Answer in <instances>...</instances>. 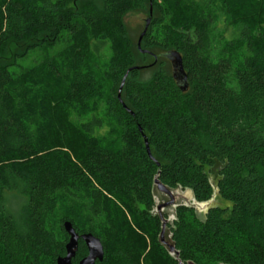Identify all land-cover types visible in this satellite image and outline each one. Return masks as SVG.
<instances>
[{
	"label": "trees",
	"instance_id": "1",
	"mask_svg": "<svg viewBox=\"0 0 264 264\" xmlns=\"http://www.w3.org/2000/svg\"><path fill=\"white\" fill-rule=\"evenodd\" d=\"M76 1L0 0V264H55L65 221L100 240L97 264H264V0H86L91 12L67 11ZM150 7L142 54L123 19ZM169 51L182 57L185 92L163 70ZM32 52L42 60L22 67ZM100 103L104 136L73 118ZM156 175L196 202L215 184L226 203L204 222L176 207L178 260L158 241ZM86 253L79 241L72 264Z\"/></svg>",
	"mask_w": 264,
	"mask_h": 264
},
{
	"label": "water",
	"instance_id": "2",
	"mask_svg": "<svg viewBox=\"0 0 264 264\" xmlns=\"http://www.w3.org/2000/svg\"><path fill=\"white\" fill-rule=\"evenodd\" d=\"M151 19H152V8L150 7L149 15L144 20L143 30L140 33V35L138 37V41H137V48L142 54L149 53L148 51L141 49V41L147 33L148 27L151 23ZM163 56L169 61L170 65H171L172 77L175 80L178 89L181 92L187 91L189 85H188L187 74H186L184 67H183V61H182L181 55L177 51H169V52L163 54ZM153 57H154V63H156L157 57L156 56H153ZM138 69H139V67H132L126 71V73H125V75L121 81V84H120V87L118 90V94H117V97L119 100H120L121 89L124 85L126 77L128 76V74L131 71L138 70ZM123 107L130 114H132V112H130L125 107L124 104H123ZM138 129H139V132L141 133L147 156L152 161H155V159L153 158V156L151 154L148 139H147L146 135L143 133V131L140 127H138ZM157 177H158V175L155 176L154 181H153V186H152L153 198H154V191L155 190L167 195L170 198L169 202L158 205L156 208L154 207V210H153V214H158L162 220L161 230H160V233L158 236L159 237L158 241L160 242L161 245H163L165 247V249L168 251V253L170 254V256L172 258H174L175 260H178V252L175 250V247L171 241V234H170V231L167 227L168 224H172V222L176 219V216H175L176 207L184 205V206H187L190 208H194L197 218L201 222H204L205 221V214L208 211V209L221 207L220 205H222V202L218 196L217 189L215 188V184H212L213 194H212V197L210 200H208L206 202H196L193 195H192V192L190 190H188V189L183 190L180 187H177L175 189H171V188L163 185L162 183H160ZM178 190H183L184 192L183 191L182 192L185 196L184 198L187 201H191L192 203L185 202L183 204H176L175 199H174L173 194H172V191H178ZM154 202H155V199H154ZM171 205H175L174 211L172 214V216L174 218L172 221L169 222L167 220V218L166 219L164 218L165 214L161 213L162 212L161 209L164 207H167V206H171ZM63 229H64L65 233L68 235V242L65 245V256L58 257L56 259L55 264H72V261L75 258L76 253L78 251L79 241H82L84 243V246L86 248L87 253L78 262V264H97V262L98 263L102 262L104 252H103L102 244L97 237L93 236L91 233L78 234L69 221H65L63 223ZM178 264H184V263H182L181 261L178 260ZM185 264H193V263L187 262Z\"/></svg>",
	"mask_w": 264,
	"mask_h": 264
},
{
	"label": "rangeland",
	"instance_id": "3",
	"mask_svg": "<svg viewBox=\"0 0 264 264\" xmlns=\"http://www.w3.org/2000/svg\"><path fill=\"white\" fill-rule=\"evenodd\" d=\"M67 11H76V12H84V13H89L92 11V7L86 3V0H77L76 2L72 3L68 8L66 9ZM153 18H155V14L152 13ZM148 17L147 12H130L128 13L124 19H123V26L125 28L126 35L130 40L135 44L138 38L139 33L142 31L143 26H144V20ZM165 29V28H164ZM62 46L58 45L56 46V50L60 49ZM94 52H95V57L98 60H105L108 57V49L106 45H96L94 46ZM42 56L39 53L32 52L29 54L25 59L21 60L19 64L24 67L28 68L30 66H33L37 63H39L42 60ZM138 60H136L137 63H141L139 57H137ZM148 62V61H147ZM163 70L165 72L171 73V68L170 65L168 64L163 65ZM163 71V72H164ZM151 73L150 72H144L142 76L140 77L141 80H148L150 77ZM74 119H77L78 122L84 123V124H89L92 129H93V134L96 136H104L107 135L110 132V125L108 123V120L105 116L104 113V106L100 103L98 108L94 110L90 115L88 116H76L73 115ZM183 190H178V191H172L173 197L175 199L176 204H183L185 202L192 203L191 201H187L184 197V194L182 192ZM154 199H155V208L158 205L167 203L170 201V198L159 192V191H154ZM222 205L221 207H224L226 203L221 200ZM174 206H167L161 209V213L165 214L167 216V220L170 222L173 220V211H174ZM167 235V234H166Z\"/></svg>",
	"mask_w": 264,
	"mask_h": 264
}]
</instances>
